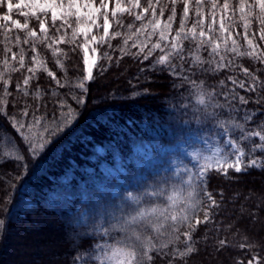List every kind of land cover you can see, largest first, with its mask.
<instances>
[{
  "label": "trees",
  "instance_id": "trees-1",
  "mask_svg": "<svg viewBox=\"0 0 264 264\" xmlns=\"http://www.w3.org/2000/svg\"><path fill=\"white\" fill-rule=\"evenodd\" d=\"M227 2L229 8L224 10L225 0H216L213 37L220 36L223 17L225 27L231 32L228 47L234 39L240 51L252 52L248 44L251 40L256 46L255 57H259L264 53V39L260 35L264 25L256 19L262 15L257 0ZM165 4L162 17L157 9V19L161 23L171 15V0H161V6ZM188 4L186 31L198 19L196 0H188ZM241 7L250 21L247 30L241 19ZM175 8L170 38L180 28L184 0H177ZM4 9L5 1L0 0V13ZM200 12L199 18L204 20L205 26L212 23L211 0H203ZM149 15L150 12L146 18ZM15 17L27 27L0 23V72L4 73L0 79V220L4 221V226L0 227V264H100L106 250L104 246L121 237L118 228L112 226L136 207L127 199L128 194L142 197L146 191L158 187L167 192L181 181L171 172L157 173L139 167L135 159L140 157L137 145L147 142L171 145L191 133L207 136L213 143L222 145L225 137L239 139L240 129L234 124L243 125L247 131L264 122V62L258 58L238 57L225 52L221 44L220 55L225 57L223 63L227 67L216 69L215 63H209L219 61L220 57H211L208 47L199 52L205 63L197 65L189 56L197 41L189 39L183 41L184 59H171L175 68L155 62L164 54L159 49L145 60L147 49L159 41V31L150 38L137 33L136 29L147 23L146 18L138 21L135 15L125 12L111 19L107 42L96 46L98 58L92 70L93 78L85 82L88 89L85 94L74 87L78 79L85 76L79 36L75 43H68L72 37L71 28L67 25L61 28L60 20L53 27L48 16L44 18L46 35L39 30L41 16L15 14ZM33 30L35 37L30 35ZM200 30L197 27V35ZM144 31L150 32L151 28ZM246 31L248 40L244 38ZM113 32L120 35L111 36ZM145 41V51L133 55ZM160 43L163 47L164 42ZM104 53L111 59L105 58ZM57 60L63 63V69L57 65ZM30 68H35V73L30 72ZM243 69H248L251 75H246ZM49 71L55 73L61 83L65 80L68 83L59 87ZM253 76L258 77L256 91H247ZM26 77L27 84L24 83ZM228 77L237 84L234 86ZM4 80L8 81L7 95ZM191 81H195V85ZM240 81L245 83V88L239 87ZM201 91L211 93L205 105L197 103L196 97ZM82 95L85 103L81 105L74 97ZM241 96L247 104L241 103ZM61 101L79 114L43 150L32 154L29 145L12 127L10 118L15 117L25 124L32 122L34 117L40 118V126L34 129L39 135L44 125L65 118L62 113L66 114L67 108H61ZM25 109L27 116L23 115ZM253 112V120H246V113ZM253 142H259L258 138L242 142L246 151ZM152 150L155 152L156 147ZM16 155L23 158H13ZM252 156L264 159V151L257 150ZM102 163L110 167L119 163L121 171L117 176L104 173L100 169ZM140 172L143 176L136 177ZM261 181L264 182V168L253 167L243 172L228 168L227 175L214 168L210 170L206 189L217 206L209 209V221L199 224L192 232L191 244L196 251L181 259L172 255V245L166 249L157 248L145 264H249L250 261L264 264V185ZM118 182H121L119 189L112 191V186ZM80 188L85 193L84 198L77 192ZM52 194H58L59 200L50 204L48 200ZM197 198L202 203L193 223L196 217L203 219V208L209 203L202 193ZM156 203H164V197L142 200L143 206ZM77 205L86 207V214L80 220H73L72 213ZM31 223L34 228L30 227ZM105 229L110 230L107 235ZM186 230L185 226H180L181 233ZM168 238L160 236L154 242L159 244ZM183 240L181 235L175 244L181 250L186 247ZM222 240L225 241L223 245Z\"/></svg>",
  "mask_w": 264,
  "mask_h": 264
},
{
  "label": "snow or ice",
  "instance_id": "snow-or-ice-1",
  "mask_svg": "<svg viewBox=\"0 0 264 264\" xmlns=\"http://www.w3.org/2000/svg\"><path fill=\"white\" fill-rule=\"evenodd\" d=\"M177 0H171L172 8L171 15L168 16L167 21L161 23L159 19H157V9H159V15L162 17L164 15L165 8L167 4L161 6V0H148L147 6L142 7L140 0H127L128 6L125 7L122 5L121 0H115V7L109 9L108 0H100V7H94L91 3H85L83 5L80 4L79 0H67V4H65L64 0H31L29 7L38 10V12L47 17L50 13L52 26H56V22L58 19L62 20L60 27L63 28L65 25L71 27L72 25L69 23L70 18L75 17L77 25L80 24L81 21L84 23V27H79V32H77L76 28H73L72 37L67 41L68 43H75L76 36L78 34H82L87 36L89 33L88 24L95 26L97 29L102 28L104 35L97 37L92 35L90 37L92 42H97L99 44H103L106 41V37H109V14L113 18L117 16V14L129 13L135 15V19L138 21H143L146 18L147 13H151V16L148 18V22L146 24H142L141 28L136 29L137 33L145 34L147 37H151L159 31V41L152 45L151 48L147 49V54L144 55V59L147 60L155 50L159 49L164 52L163 55H160L155 61L161 65H169L175 68V65H171V59L173 57H179L181 60L184 59L182 55L183 41L184 40H192L197 41L195 45V49L189 53V56L192 58L194 64L202 65L205 63L203 58L199 55V52L208 47L210 48L209 55L211 57L219 56V61H209V63H215L216 69L225 68L228 65L223 63L225 57L220 55L221 44H223L225 52H232L236 56H253L255 57L256 46L253 45L251 40H248L247 31L245 33V39L248 40L249 46L253 48L252 52H242L240 51V46L237 44L236 40H231V47H228V40L231 39V32L228 31V28L225 27L224 18L221 17L220 23V36L214 38L212 33L215 32L213 25L215 24V9L218 7L216 0H211L213 12L212 15V23L207 24L205 26V22L203 19H200V9L203 4V0H196L197 6V21L193 24L191 29L185 30V25L188 20L189 13V4L188 0H184V12L183 16L180 20V28L176 29L175 35L169 37V33L172 31V23L176 17V8L175 5ZM259 4L260 11L262 15L257 16L256 19L260 21L261 25H264V0H257ZM13 4L11 0H6V8L8 12L13 10ZM17 8L21 7L20 4L16 5ZM81 7L88 8V12L85 15H80ZM249 9L252 8V5L248 6ZM142 8V11L139 13L134 12V9ZM224 10L229 8V4L227 0H225V4L222 6ZM242 16L244 22L245 30L250 26V21L243 15V7H241ZM35 15V12L33 13ZM251 15V12L248 14ZM38 18V17H37ZM102 18V24H98L97 20ZM2 19L4 21H9L11 17L7 14L3 15ZM14 25L21 28H26L27 25H21L19 21L12 20ZM117 23H120L117 20ZM231 26V25H230ZM229 26V27H230ZM40 31L47 34V28L45 27V21L39 20ZM197 27L201 30L197 35ZM205 27L207 30H205ZM128 28L131 29L132 25H128ZM151 28L150 32H145L144 30ZM57 32L60 31V28L56 29ZM31 36L35 37L36 32L33 30L30 33ZM67 35V33H65ZM119 32L111 33V36H119ZM261 39H264V28L261 30ZM64 40V37H61V41ZM28 41L25 40V43ZM160 42H164L162 47ZM127 43V41H125ZM147 41L144 42L139 49V52L133 53V55H139L145 51ZM79 46V45H78ZM134 47L136 45H133ZM109 47L111 45L109 44ZM167 49V51H165ZM7 51V49H6ZM33 51L35 48L33 47ZM60 51V50H57ZM94 52L95 49H92ZM123 52L124 49L122 48ZM55 54V53H54ZM63 54V53H61ZM104 57L111 59V57L107 56V53H104ZM264 62V53H262L259 57H255ZM13 59H15V54H13ZM33 60H36V57H33ZM24 58L20 57L21 66H23ZM5 66L7 70V60H5ZM86 65L85 72L86 75L82 79H78L75 83L74 87L79 88L83 93H87L88 89L86 87L85 82L91 80L92 76V68L89 66V60L87 57L84 60ZM231 63V62H229ZM57 65L63 69V63L60 60H57ZM13 71L17 69L13 68ZM30 72L35 73V68H30ZM246 75H251L248 72V69H243ZM53 79H56L55 73L49 71L48 73ZM3 72H0V79H3ZM230 81H232L233 85L237 84V81L233 80L232 77H228ZM253 83L247 86V91H256L258 77H252ZM25 84L28 83V78H25ZM56 83L59 87H64L68 81L65 80L64 83H61L59 79H56ZM193 85H195V81H191ZM221 85L224 84V81L220 82ZM5 84V95H7V84L8 81L4 80ZM19 87V85L17 86ZM240 88H245V83L243 81L239 82ZM27 94V93H25ZM211 93L205 94L204 92H199L197 94V103L201 105H205L206 98L210 97ZM77 99L79 104H84L85 99L84 96L74 97ZM242 104H247L248 101L243 97H239ZM61 108H67V113L64 115V119L62 121H53L48 125L43 126V131L36 135L34 133V129L40 126L41 119L38 117H34L33 121L25 124L22 120L18 121L15 117L10 118V122L12 127L16 130L18 134L22 137V139L29 145V152L32 154H38L41 150H43L48 143L51 142L52 138L58 136L59 133L63 132L68 125H70L75 119L76 115H78V111L72 108L70 105H67L64 101L60 102ZM24 116L28 115L27 109L24 110ZM255 113H246V120H253ZM223 126V124L221 125ZM235 128L240 129L239 139L233 138L229 136V138L223 140L222 146H217L213 150V155L216 157L214 163L216 165L215 170L221 171L225 175H227L228 168L234 169L236 172H243L248 168H264V159H261L257 156H252V153L257 150L264 151V122L256 125L255 129L245 130L244 126L236 123L233 125ZM227 131V129H225ZM258 138L259 142H253L252 147L246 151L245 146L242 142L244 141H252V138ZM226 146V147H224ZM15 151V149H14ZM231 154V157L228 154ZM194 158L198 156V154H193ZM248 157L245 160V157ZM15 159H22V156L16 155L13 157ZM232 159V162L229 163V159ZM205 163L201 164L198 168V171L193 174L189 169H181L183 176H181L180 184L173 185L170 190L166 192V190L162 187H158L153 189L152 191H146L143 193L142 197L133 196L132 193L128 194L127 199L130 200L134 205H136L133 212H131L126 217H123L118 224L113 225V228H118L121 233L120 239L116 240L112 244L105 245V251L102 253V259L100 260V264H145V261H150L152 256L150 253L157 248L166 249L169 245H172V255L174 257H179L181 259L189 256L190 254L196 251L195 247L191 244L192 232L196 230V227L201 223H207L210 219V211L209 209L216 207L217 202L213 199L212 194L206 189V177L208 172L213 169L214 164L213 157H203ZM224 162L223 164L221 162ZM186 176V178H184ZM203 185V187H201ZM199 189V192L197 191ZM202 193L203 197L207 198L209 203L206 207L203 208V219L195 218V222L193 223V218L195 217V212L198 209V206L201 205V200L198 199V195ZM164 197V203H156L150 204L148 206L142 205L143 198H160ZM182 205V206H180ZM178 206H180L178 208ZM178 208V210H177ZM171 222L169 225L168 222ZM185 226L187 228L186 231L180 232V226ZM4 226V221L0 220V227ZM102 227V226H101ZM166 228H169V231H165ZM109 229H105V235L109 233ZM167 235L169 238L162 243H155L154 239H158L160 236ZM181 235L184 237L183 243L186 247L181 250L175 246L177 242L180 241ZM223 245L225 241H220ZM244 247V245H241ZM256 257H253V260H256ZM252 264V261L249 262Z\"/></svg>",
  "mask_w": 264,
  "mask_h": 264
},
{
  "label": "rangeland",
  "instance_id": "rangeland-1",
  "mask_svg": "<svg viewBox=\"0 0 264 264\" xmlns=\"http://www.w3.org/2000/svg\"><path fill=\"white\" fill-rule=\"evenodd\" d=\"M5 1V9L2 13H0V23L2 24H6V25H10L12 27H17L16 25H14L11 21L12 20H17L18 19L15 17V14H21V15H31V16H41V19L44 20L45 16L41 15L38 10L33 9L31 7H29V4L31 3V0H11V3L13 4V10L11 12H8L7 8H6V0ZM65 4H67V0H64ZM80 4L83 5L85 3H91L94 7H100V0H79ZM109 2V9L115 7V0H108ZM147 1H143L140 0V3L142 5V7H146L147 6ZM121 3L123 6L127 7V0H121ZM20 4L21 7L17 8L16 5ZM142 11V8H137L134 9V12L139 13ZM35 12V15H33V13ZM88 12V8L86 7H81L80 9V15H85ZM9 15L11 17V19L9 21H4L2 19L3 15ZM120 14H117V16H119ZM116 16V17H117ZM151 15L147 16L146 20L148 22V18ZM49 19H51V15L49 13L48 15ZM115 17V18H116ZM113 17L111 16V14H109V36H110V30H111V19ZM113 18V19H115ZM60 20V19H58ZM62 21V20H60ZM63 22V21H62ZM69 22H71L70 24L72 25L71 28V32L73 31V28L77 29V32H79V27H84V23L83 21L80 22L79 25H77V22L75 20V17L70 18ZM19 23L21 25L22 24L20 21ZM98 24H102V18L97 20ZM46 27V26H45ZM87 27L89 28V33L87 36L82 35V34H78L77 36H79L80 39V44H81V50H82V61H83V67H84V71H85V63L84 60L87 57V59L89 60V66H91L92 70L94 68V65L96 64L97 61V42H92L90 37L92 35H95L97 37V39H99V37L103 36V29L99 28L97 29L95 26L88 24ZM40 30V27H39ZM76 36V37H77ZM108 37H106L107 39ZM92 49H95V51L93 52ZM86 75V72H85ZM229 137H225V139H227ZM224 139V140H225ZM217 146H222L219 144H215L213 143L207 136L204 135H198L195 133H191L189 135L186 136L185 139L183 140H179L177 142H175L174 144L171 145H160V144H156L154 142H147L144 143L143 145H137V149H138V153L140 154V157H135L139 167L142 166L143 169L147 170H151L152 172H161V171H165V172H171L172 176H175L176 178H179L181 180V176H183V173L181 172V169H189L191 170V172L193 174H195V172L198 171V168L201 164L205 163L203 157H213V164H214V169L216 168V165L214 163L216 157L213 155V150L215 147ZM156 147V151L153 152V148ZM226 147V146H224ZM146 148V149H145ZM99 151H101V148H98ZM169 152V153H167ZM193 154H198V156H196L194 158ZM231 157V154H228ZM229 163L232 162V159L230 158ZM222 164L224 163L223 161L221 162ZM100 169H102V171L104 173H110L113 175H118V173L121 171V165L119 163L115 164V166H109L105 163H102L100 166ZM144 173H137L136 177H140L143 176ZM261 185H264V182H260ZM121 185V182L115 183L111 190L112 191H116L119 189V186ZM78 194L84 198L85 197V193L83 192V189L80 188L79 190H77ZM93 191L89 192V193H93ZM93 197H95V195H93ZM59 200L58 198V194H52L50 200H48V202L50 204L56 203ZM95 203V201L93 202ZM182 206V205H180ZM178 206V208L180 207ZM177 208V210H178ZM86 207H82L77 205L72 213V219L73 220H80L86 213ZM31 228H34V224H30ZM69 237H72V234L68 235ZM54 258H56V256H54Z\"/></svg>",
  "mask_w": 264,
  "mask_h": 264
}]
</instances>
